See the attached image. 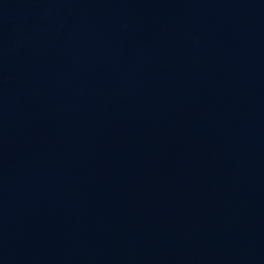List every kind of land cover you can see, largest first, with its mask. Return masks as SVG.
<instances>
[{
    "label": "water",
    "instance_id": "obj_1",
    "mask_svg": "<svg viewBox=\"0 0 264 264\" xmlns=\"http://www.w3.org/2000/svg\"><path fill=\"white\" fill-rule=\"evenodd\" d=\"M0 264H264V0H0Z\"/></svg>",
    "mask_w": 264,
    "mask_h": 264
}]
</instances>
